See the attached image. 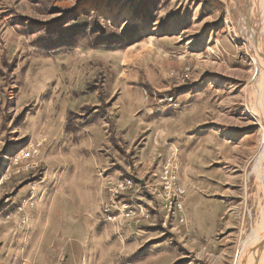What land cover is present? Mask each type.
Here are the masks:
<instances>
[{
  "label": "rangeland",
  "instance_id": "374dc122",
  "mask_svg": "<svg viewBox=\"0 0 264 264\" xmlns=\"http://www.w3.org/2000/svg\"><path fill=\"white\" fill-rule=\"evenodd\" d=\"M242 8L241 0H0V264L244 263L264 209V153L253 93L262 67ZM96 22L104 39L90 35ZM218 72L231 76L221 111L238 125L219 139L234 147L245 138V149L217 167L222 196L200 192L210 186L196 171L181 177L185 190L170 149L183 190L172 210L159 179L168 152L145 180L131 159V110L139 97L162 106L161 95L182 109L188 83ZM91 159L103 162L94 173L104 198L97 184L85 187ZM125 177L143 187L135 200L149 211L136 224L102 212L105 182ZM197 202L222 207L215 224L207 213L198 223Z\"/></svg>",
  "mask_w": 264,
  "mask_h": 264
},
{
  "label": "crops",
  "instance_id": "0c3cea01",
  "mask_svg": "<svg viewBox=\"0 0 264 264\" xmlns=\"http://www.w3.org/2000/svg\"><path fill=\"white\" fill-rule=\"evenodd\" d=\"M230 77L229 75L221 76L219 72L199 75L193 79V82L188 83L187 89L180 95L179 101L185 104L182 109L168 111L169 109L163 106L157 107L151 101L148 103L143 97H139L138 110H131V159L134 166L139 168V176L141 174L152 176V173H158L164 156L174 148L179 151L181 164L179 180L185 190H187L186 182L183 179L181 182V177H188L196 171L200 172V180L205 179L210 186L207 189L203 188L200 192L208 194V191L213 189L212 194L224 195L219 191L224 190L220 181L225 177L217 167L222 158H228L224 157L225 155L234 154L238 157L240 150L242 152L245 149L241 146L246 144L245 138H241L238 142L240 147L237 144L232 147L230 142L219 139L223 130L227 129L231 134L237 130L238 126L236 121H232L231 116L221 111L222 106L231 101L230 94H225V85L230 81ZM194 141L197 142L195 148ZM197 149L200 157L197 158L198 164L193 168L192 157H195ZM228 159L229 162L235 160ZM102 166L103 162L100 159H91L87 163L85 187L92 189L91 183L97 184L100 189L99 193L101 192L104 198V183L94 173ZM111 166L107 169L113 174L116 170L113 169L114 165L111 164ZM134 172H137L136 168ZM141 179L144 178L141 177ZM188 187L194 188L193 184H189ZM90 189L88 190L89 196L92 194ZM217 207L218 209L213 211L210 206L206 208L198 202L192 204V209L198 217V223H201V220L204 221L202 218H205L207 213V221L215 224L218 213L222 210V207ZM203 224L205 225V222Z\"/></svg>",
  "mask_w": 264,
  "mask_h": 264
},
{
  "label": "built area",
  "instance_id": "2783aa9c",
  "mask_svg": "<svg viewBox=\"0 0 264 264\" xmlns=\"http://www.w3.org/2000/svg\"><path fill=\"white\" fill-rule=\"evenodd\" d=\"M189 67L180 76V82L187 80ZM156 102L168 109L179 108V102L172 95H161L155 97ZM179 170L178 156L176 150L168 152L162 171L160 173V189L162 195L169 201L172 210L181 209L183 190L177 186L175 178ZM108 201L103 205L102 212L107 219L114 218L117 214L122 218L138 223L140 219L149 217L148 207L135 200V193L143 191V187L136 185L133 179L125 177L121 180H107L105 182ZM136 187L137 189H134ZM148 190V186H146Z\"/></svg>",
  "mask_w": 264,
  "mask_h": 264
},
{
  "label": "bare ground",
  "instance_id": "6f19581e",
  "mask_svg": "<svg viewBox=\"0 0 264 264\" xmlns=\"http://www.w3.org/2000/svg\"><path fill=\"white\" fill-rule=\"evenodd\" d=\"M261 1V2H260ZM243 8L241 9V15L245 17L248 25L246 24L247 40L251 42L252 53L256 64H259L262 72L261 82L255 79L253 93H255L256 101L261 106L260 115V126H261V138L258 144V154L264 153V0H241ZM260 2V5H259ZM247 5V6H246ZM246 23V22H245ZM255 64V66H256ZM260 71V70H259ZM252 239L250 240V248L243 259V264L248 263L249 259H253L252 264H264V209L261 212L260 223L254 230ZM242 264V263H241Z\"/></svg>",
  "mask_w": 264,
  "mask_h": 264
},
{
  "label": "trees",
  "instance_id": "16d2710c",
  "mask_svg": "<svg viewBox=\"0 0 264 264\" xmlns=\"http://www.w3.org/2000/svg\"><path fill=\"white\" fill-rule=\"evenodd\" d=\"M92 29L90 30V35L94 36V37H98V38H105V34H102V36H99L98 34L95 33V31L97 30L98 33H103L104 31V27H102L99 22H96L95 24L92 25ZM70 31V30H69ZM61 33V32H60ZM65 34V33H64Z\"/></svg>",
  "mask_w": 264,
  "mask_h": 264
}]
</instances>
